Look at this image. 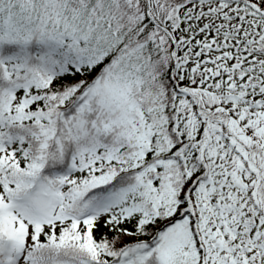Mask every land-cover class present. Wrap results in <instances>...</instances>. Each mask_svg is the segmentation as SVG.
I'll return each instance as SVG.
<instances>
[{
	"label": "snow or ice",
	"instance_id": "obj_1",
	"mask_svg": "<svg viewBox=\"0 0 264 264\" xmlns=\"http://www.w3.org/2000/svg\"><path fill=\"white\" fill-rule=\"evenodd\" d=\"M0 264H264V0H0Z\"/></svg>",
	"mask_w": 264,
	"mask_h": 264
}]
</instances>
